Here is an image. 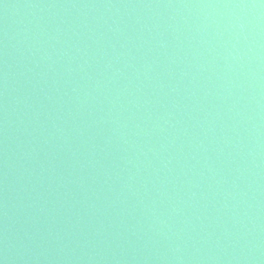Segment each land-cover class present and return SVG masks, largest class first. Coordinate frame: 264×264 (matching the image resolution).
I'll use <instances>...</instances> for the list:
<instances>
[{"label":"water","instance_id":"1","mask_svg":"<svg viewBox=\"0 0 264 264\" xmlns=\"http://www.w3.org/2000/svg\"><path fill=\"white\" fill-rule=\"evenodd\" d=\"M0 264H264V0H0Z\"/></svg>","mask_w":264,"mask_h":264}]
</instances>
